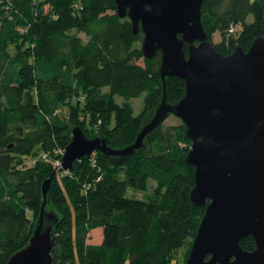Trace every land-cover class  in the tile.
Masks as SVG:
<instances>
[{
    "label": "trees",
    "instance_id": "trees-1",
    "mask_svg": "<svg viewBox=\"0 0 264 264\" xmlns=\"http://www.w3.org/2000/svg\"><path fill=\"white\" fill-rule=\"evenodd\" d=\"M202 22L217 51H248L264 37V0H204ZM144 38L115 0H0V264L29 243L48 179L46 209L59 218L52 264L188 259L207 205L191 201L196 168L185 163L193 142L183 121H164L126 158L96 152L68 174L55 164L75 126L121 148L151 120L165 93L162 52L145 57ZM185 93L184 79L166 78L168 103ZM143 94L136 114L131 100ZM93 227L103 228L100 244L86 243ZM241 247L253 251L255 238Z\"/></svg>",
    "mask_w": 264,
    "mask_h": 264
},
{
    "label": "water",
    "instance_id": "water-1",
    "mask_svg": "<svg viewBox=\"0 0 264 264\" xmlns=\"http://www.w3.org/2000/svg\"><path fill=\"white\" fill-rule=\"evenodd\" d=\"M145 34L143 52H162L165 93L134 143L114 148L100 136L88 138L80 126L63 156L62 167L96 152L126 158L143 147L146 136L175 114L187 126L192 146L185 163L196 168L193 204L207 205L185 264H264V37L248 51L238 46L224 55L208 40L202 22L204 0H115ZM189 45L188 56L185 47ZM186 81L185 96L167 102L166 78ZM51 179L43 183L44 201L29 243L7 264H52L58 216L46 209ZM207 201L209 203L207 204ZM252 235L253 251L241 240Z\"/></svg>",
    "mask_w": 264,
    "mask_h": 264
},
{
    "label": "rangeland",
    "instance_id": "rangeland-1",
    "mask_svg": "<svg viewBox=\"0 0 264 264\" xmlns=\"http://www.w3.org/2000/svg\"><path fill=\"white\" fill-rule=\"evenodd\" d=\"M83 37H85L84 34H81ZM214 42H219L222 37L220 35L219 32L215 33L214 36ZM106 91H109V88L106 87L105 88ZM144 98H145V94L141 95L140 97H137V98H133L131 100V102L134 104V108H135V113H139L143 107V104H144ZM117 100L119 102L122 103V98L117 96ZM63 113H66L67 111H62ZM182 122V119L179 118L178 116H176L175 114H170L168 116V118L165 120L164 122V126L165 127H169V126H172V125H179L180 123ZM118 147V146H117ZM123 148V147H121ZM40 155V153H39ZM38 158V156H37ZM152 186H153V180H150L149 181V190L150 191L152 189ZM144 193L145 191H142V190H136V189H133V188H130L129 192H128V196L130 197H137V198H142L144 196ZM103 241V228L102 227H93L89 230V232L87 233V236H86V243L87 244H100L102 243ZM187 260H185V257H184V253L181 252L179 254V256H177L175 259H174V263L173 264H185Z\"/></svg>",
    "mask_w": 264,
    "mask_h": 264
},
{
    "label": "built area",
    "instance_id": "built-area-1",
    "mask_svg": "<svg viewBox=\"0 0 264 264\" xmlns=\"http://www.w3.org/2000/svg\"><path fill=\"white\" fill-rule=\"evenodd\" d=\"M59 154L61 155V159H57L56 160V162H55V164H56V168L58 169V170H63L64 171V173H70V170H65V169H63V167H62V164H63V156H64V154H65V150H59Z\"/></svg>",
    "mask_w": 264,
    "mask_h": 264
}]
</instances>
